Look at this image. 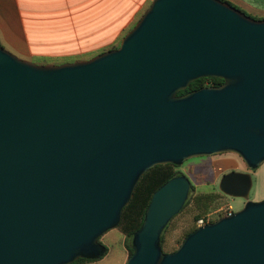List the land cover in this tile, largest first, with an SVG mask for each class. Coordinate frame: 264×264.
Wrapping results in <instances>:
<instances>
[{
    "label": "water",
    "instance_id": "95a60500",
    "mask_svg": "<svg viewBox=\"0 0 264 264\" xmlns=\"http://www.w3.org/2000/svg\"><path fill=\"white\" fill-rule=\"evenodd\" d=\"M204 78L223 84L178 96ZM223 154L264 164V19L221 0H153L118 49L88 60L39 65L0 43V264L100 260L148 171ZM191 187L182 175L154 193L127 264H264L251 173L218 186L242 210L164 253Z\"/></svg>",
    "mask_w": 264,
    "mask_h": 264
},
{
    "label": "rangeland",
    "instance_id": "374dc122",
    "mask_svg": "<svg viewBox=\"0 0 264 264\" xmlns=\"http://www.w3.org/2000/svg\"><path fill=\"white\" fill-rule=\"evenodd\" d=\"M73 3H61L59 17L54 6H45V15L29 30L26 46L28 53H15L1 40L2 47L21 60L46 65H61L78 60H88L110 49L119 48L122 39L137 24L153 0L141 7L137 14L128 10L126 0H107L106 18L93 20L98 16L100 0H72ZM105 10V7L102 8ZM56 14V15H55ZM26 40V38H25ZM205 88L213 87L210 81ZM236 168L246 171L245 163L236 155L223 154L214 157H200L187 161L178 171L188 177L193 186L192 198L163 232L165 253L176 251L187 233H191L198 218L209 217L212 222L223 218L232 211L242 210L246 202L242 199L225 196L219 190L220 179L216 176L224 170ZM251 173L249 170H247ZM252 174L253 187L250 201H264V164ZM100 243L108 248L107 255L97 261L82 264H127L129 251L126 247V235L121 227L107 232Z\"/></svg>",
    "mask_w": 264,
    "mask_h": 264
},
{
    "label": "crops",
    "instance_id": "0c3cea01",
    "mask_svg": "<svg viewBox=\"0 0 264 264\" xmlns=\"http://www.w3.org/2000/svg\"><path fill=\"white\" fill-rule=\"evenodd\" d=\"M73 3L72 0H0V40L6 44L15 53H28L27 37H29L33 25L41 27L37 22L43 19L45 15V6H54L59 17V7L61 3ZM150 0H126L128 10L137 14L141 7L146 6ZM238 8L248 16L257 19H264V0H223ZM98 9L93 20H102L106 18L107 0L99 1ZM105 7V10L102 8ZM56 15V14H55ZM26 38V40H25Z\"/></svg>",
    "mask_w": 264,
    "mask_h": 264
},
{
    "label": "trees",
    "instance_id": "16d2710c",
    "mask_svg": "<svg viewBox=\"0 0 264 264\" xmlns=\"http://www.w3.org/2000/svg\"><path fill=\"white\" fill-rule=\"evenodd\" d=\"M114 49H117V48H114ZM114 49H110V50H114ZM206 81H210L214 87H219L223 84L222 80L215 79V78L200 79V80L193 82L188 87L187 90L181 91L180 93H178V96H183L189 92L205 88L204 83ZM178 168L179 167L174 166V165L159 166V167L153 168L142 177L141 181L137 185L136 190L134 192V197L131 200L130 204L124 209L123 215H122V221L119 225V227L123 229V232L126 235V247L129 251V257L133 254V250L131 247V238L140 229L143 223V220H144L145 212L150 204V201L154 193L159 188H161L164 184L170 181L171 179L183 175V173L178 171ZM192 192H193V186L191 187L189 198L183 209H185L190 203L191 198H192ZM198 220H196V224ZM196 228L197 227L195 226V228L192 229V232L196 230ZM189 234L190 233H187L186 236H188ZM161 245L162 246L164 245V236L161 237ZM170 253H173V252H170ZM86 261L87 260L80 259L73 264H82L83 262H86Z\"/></svg>",
    "mask_w": 264,
    "mask_h": 264
},
{
    "label": "flooded vegetation",
    "instance_id": "af4514ba",
    "mask_svg": "<svg viewBox=\"0 0 264 264\" xmlns=\"http://www.w3.org/2000/svg\"><path fill=\"white\" fill-rule=\"evenodd\" d=\"M214 87V86H213ZM248 168L246 167V171H240V170H238V169H236V168H232V169H229V170H224V171H221L217 176H216V178H219L220 180H221V178L223 177V176H225V175H227V174H229V173H232V172H236V173H249L248 171ZM254 172V171H253ZM253 172H251V173H253ZM102 238V237H101ZM100 238V239H101ZM99 242H100V240H99ZM102 244V243H101ZM103 245V244H102ZM105 248H106V251H107V253H108V248L105 246V245H103ZM107 253H106V255H107ZM84 260V259H83ZM87 261H89V260H87ZM94 261H97V260H94Z\"/></svg>",
    "mask_w": 264,
    "mask_h": 264
},
{
    "label": "built area",
    "instance_id": "2783aa9c",
    "mask_svg": "<svg viewBox=\"0 0 264 264\" xmlns=\"http://www.w3.org/2000/svg\"><path fill=\"white\" fill-rule=\"evenodd\" d=\"M233 212L230 211L228 213H226L223 217H227V216H230L232 215ZM212 223L211 219L207 216V217H203V218H200L198 221H197V224H196V227H202V226H205L207 224H210Z\"/></svg>",
    "mask_w": 264,
    "mask_h": 264
}]
</instances>
